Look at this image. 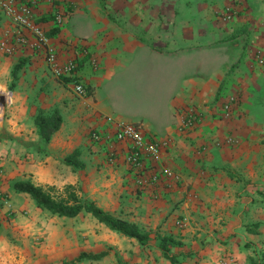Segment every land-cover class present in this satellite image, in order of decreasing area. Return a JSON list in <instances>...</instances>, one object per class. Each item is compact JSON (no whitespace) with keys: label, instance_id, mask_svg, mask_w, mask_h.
I'll list each match as a JSON object with an SVG mask.
<instances>
[{"label":"crops","instance_id":"0c3cea01","mask_svg":"<svg viewBox=\"0 0 264 264\" xmlns=\"http://www.w3.org/2000/svg\"><path fill=\"white\" fill-rule=\"evenodd\" d=\"M228 4L238 14L227 23L218 13ZM59 9L64 18L56 26ZM34 15L54 31L60 59L77 61L87 93L77 96L56 80L29 47L0 49V264H264L262 0H51L37 4ZM10 28L0 12V39ZM147 54L170 62L171 80L158 89L163 107L135 121L111 106L119 92L106 86ZM232 94L237 102L222 117ZM187 105L202 119L183 133L176 112ZM39 112L61 117L48 142L38 135ZM108 117L169 136L173 143L146 169L167 167L176 179L152 183L146 172L139 181L123 163L124 143L93 142L91 131L112 130ZM110 146L114 164L105 159ZM25 180L71 185L81 203L134 223L148 239L140 244L85 210L53 214L14 188ZM101 251L97 259L78 258Z\"/></svg>","mask_w":264,"mask_h":264},{"label":"built area","instance_id":"2783aa9c","mask_svg":"<svg viewBox=\"0 0 264 264\" xmlns=\"http://www.w3.org/2000/svg\"><path fill=\"white\" fill-rule=\"evenodd\" d=\"M51 0H0V12L8 19L11 28L5 32V36L0 39V49L5 54H12L19 48L27 46L37 54L41 55L47 64L51 75L58 81L69 84L73 93L77 96H85L87 91L83 81L77 74V61L69 57L60 59L57 44L43 26L38 23L34 15V8L37 4ZM63 12L56 10L53 15V23L60 26L63 23ZM231 18V13H226L224 19ZM87 53V51H84ZM256 59L261 62L260 54L256 53ZM91 64L96 67L97 60L91 55ZM236 94L229 95L222 103L221 116H230L234 105L237 102ZM179 117V130L183 133L194 129L202 119L200 112L194 105L182 107L177 112ZM108 122L112 125L111 131L93 130L90 139L97 143L122 142L126 146L123 153V163L135 172L139 181L144 180L148 173V178L152 183L160 179L161 176L175 180L173 170L167 167H157L146 169L147 163L155 165L158 162L161 150L170 146L173 140L169 136H159L147 133L144 127L137 122L120 121L108 117ZM230 138L228 141L230 142ZM105 159L108 163L114 164L116 154L110 146L105 152Z\"/></svg>","mask_w":264,"mask_h":264},{"label":"rangeland","instance_id":"374dc122","mask_svg":"<svg viewBox=\"0 0 264 264\" xmlns=\"http://www.w3.org/2000/svg\"><path fill=\"white\" fill-rule=\"evenodd\" d=\"M262 4H264V0H262ZM101 7L104 11L106 10L104 3ZM226 13H231V18L228 20L224 19ZM218 14L223 22L228 23L237 17L238 11L228 4L223 6ZM199 57L198 54H195L193 59L199 60ZM142 61L145 62L139 64L135 59L127 63V66L116 71L113 81L106 86L108 90L114 86L119 92L113 103L110 102L111 106L121 116L135 121L142 113L152 109L157 111L163 107V98L157 95L158 89L165 82L171 80L172 67L165 57L147 54ZM64 192L65 187L62 189L53 187L51 190V193L57 198Z\"/></svg>","mask_w":264,"mask_h":264},{"label":"trees","instance_id":"16d2710c","mask_svg":"<svg viewBox=\"0 0 264 264\" xmlns=\"http://www.w3.org/2000/svg\"><path fill=\"white\" fill-rule=\"evenodd\" d=\"M49 34H54V31L49 32ZM60 124L61 117L58 112H53L51 114L39 112L35 117V125L37 127L38 135L43 142H48L50 140L52 134L60 127ZM75 153L76 152L74 151L68 156V162ZM14 188L20 192L29 194L39 207L44 208L53 214L73 217L85 210L90 212L96 219L104 223L110 229L124 236L135 238L140 244H144L148 239V234L141 231L134 223L104 212L101 208L95 206L91 202L81 203L71 185H66L64 195L58 198L51 193L53 186H47L44 188L34 185L27 180L16 182ZM161 242L167 244L173 243L174 241L169 238H162ZM103 254L104 251L93 254L82 252L78 258L86 257L97 259Z\"/></svg>","mask_w":264,"mask_h":264}]
</instances>
